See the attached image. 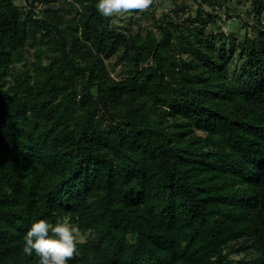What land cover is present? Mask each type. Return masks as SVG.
<instances>
[{
	"label": "trees",
	"instance_id": "16d2710c",
	"mask_svg": "<svg viewBox=\"0 0 264 264\" xmlns=\"http://www.w3.org/2000/svg\"><path fill=\"white\" fill-rule=\"evenodd\" d=\"M25 1L0 0V264H38L27 230L62 218L88 233L68 264H264V0L242 40L202 3L143 33Z\"/></svg>",
	"mask_w": 264,
	"mask_h": 264
},
{
	"label": "rangeland",
	"instance_id": "374dc122",
	"mask_svg": "<svg viewBox=\"0 0 264 264\" xmlns=\"http://www.w3.org/2000/svg\"><path fill=\"white\" fill-rule=\"evenodd\" d=\"M18 5H24L25 0H15ZM215 2V1H214ZM199 3L203 4L204 9L207 11H213L216 14L215 23L220 25L226 33L235 34L239 40L244 39L245 36H252L256 32L259 26V22L255 16V11L252 0H216L215 8L210 6L204 0H154L150 8L144 12L131 11L127 13L116 14L112 17L114 25L120 26L127 23H132L133 29L146 30L154 27V17L162 16L164 13H172L174 20L178 22L183 21L189 14H194ZM61 13L68 16L67 21L70 20L74 14L75 9L64 8ZM228 14V16L226 15ZM261 18H264V10L261 14ZM212 25L207 26V30H211ZM38 44L41 43V39H37ZM36 50V44L34 42H28L25 46V54L29 60L34 59ZM239 50H234V57L229 68L230 72L239 70L242 60L239 59ZM123 52H117L111 58L107 59L106 63L111 73L118 77L124 67ZM46 61V60H45ZM16 66L23 68V62L17 63ZM60 222L70 224L67 218H62ZM76 227V226H74ZM78 228V227H76ZM77 241L84 240L88 237L87 231L78 228L76 234ZM237 260H240L244 253H232Z\"/></svg>",
	"mask_w": 264,
	"mask_h": 264
},
{
	"label": "clouds",
	"instance_id": "9594fccd",
	"mask_svg": "<svg viewBox=\"0 0 264 264\" xmlns=\"http://www.w3.org/2000/svg\"><path fill=\"white\" fill-rule=\"evenodd\" d=\"M154 0H99L96 7L105 18L131 11L144 12ZM78 228L58 222L54 226L44 219L32 223L24 236L23 253L35 254L38 264H68L69 260L80 256L77 247Z\"/></svg>",
	"mask_w": 264,
	"mask_h": 264
}]
</instances>
